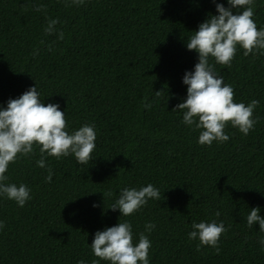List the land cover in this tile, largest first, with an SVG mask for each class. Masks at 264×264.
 <instances>
[{"label": "trees", "instance_id": "obj_1", "mask_svg": "<svg viewBox=\"0 0 264 264\" xmlns=\"http://www.w3.org/2000/svg\"><path fill=\"white\" fill-rule=\"evenodd\" d=\"M66 3L0 0V110L36 85L45 106L58 103L65 112L69 134L86 123L97 134L87 164L72 153L59 159L45 153L41 168L39 144L9 164L3 183L25 184L31 199L20 207L0 195V264H111L91 244L97 231L124 221L134 246L140 233L151 241L149 264H264V232L247 224L254 207L264 218V50L245 56L238 44L230 66L210 58L233 87L234 103L259 101L253 113L259 121L247 135L228 123V141L201 145L203 129L184 124V112L172 109L186 99L183 77L198 63L186 42L218 15L213 0ZM216 3L229 7L228 0ZM40 4L46 11H36ZM54 19L63 40L44 33ZM252 19L264 29V0H254ZM148 184L160 200L127 217L109 208L121 189ZM211 220L227 229L220 251L203 245L197 251L199 240L188 238L192 224ZM148 223L155 224L150 233Z\"/></svg>", "mask_w": 264, "mask_h": 264}, {"label": "clouds", "instance_id": "obj_2", "mask_svg": "<svg viewBox=\"0 0 264 264\" xmlns=\"http://www.w3.org/2000/svg\"><path fill=\"white\" fill-rule=\"evenodd\" d=\"M85 0H71L66 7L80 6ZM218 15H209L199 25L198 31H194L186 46L188 50H196L199 54L198 63L194 71L185 72L183 83L187 85V97L184 102L177 104L172 111L181 110L183 123L194 125V130L203 129L200 132L198 143L211 146L213 141L225 142L229 136L225 134L226 124L231 123L241 133L247 135L259 117H253L254 110L259 101L253 99L247 106L244 103H234V89L224 83L223 76L219 75L210 58L221 65H229L236 55L237 45L245 50L244 55H256V51L264 50V29L258 30L252 19L254 15V0H228L229 7L222 3H216ZM243 8L242 12L233 10ZM36 11H46V5H37ZM58 19L49 20L44 28L46 36L57 35V39H64V32L58 31ZM43 43V41H42ZM55 43V42H53ZM51 51V45H49ZM256 50V51H254ZM36 49L33 55H37ZM159 96L161 91H156ZM147 99V97L145 98ZM150 107V104H145ZM186 110V111H184ZM67 122L65 112L60 110L58 103H48L46 106L40 99L37 86L30 87L20 97L9 99L7 108L0 110V195L14 200L20 207H24L26 201L31 199V189L25 184L3 183L8 178L5 175L10 163H14L18 154L27 156L33 153V145L39 144L41 158L37 165L46 167V157H66L74 154L77 162L87 164L92 158L96 148L97 134L94 124H84L78 130L69 134L65 129ZM125 156V155H124ZM126 157V156H125ZM127 158V157H126ZM52 169L48 167L47 182H51ZM105 194H103L104 197ZM112 196L113 193H107ZM161 193L152 184L136 188H123L119 197L109 208L112 211L119 209L122 216H130L148 203L149 199L160 200ZM96 205L94 204L93 207ZM260 208L254 207L247 216V224L252 227L259 224L264 232V218L259 215ZM219 212L216 213L218 217ZM4 224L0 222V228ZM155 224L145 225L147 232H151ZM192 231L188 233L189 240H199L197 251L201 246H211L219 253V239L225 233L224 222L211 220L210 222H193ZM264 244V240L261 241ZM151 241L144 233H140L139 241L133 245L132 225L128 221L119 222L112 227H106L103 231H97L91 248L96 257L111 264H149V249ZM78 264H86L84 260ZM92 264H99L93 260Z\"/></svg>", "mask_w": 264, "mask_h": 264}]
</instances>
